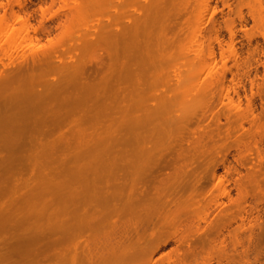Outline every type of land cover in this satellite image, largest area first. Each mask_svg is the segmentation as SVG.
I'll use <instances>...</instances> for the list:
<instances>
[{
	"label": "bare ground",
	"instance_id": "6f19581e",
	"mask_svg": "<svg viewBox=\"0 0 264 264\" xmlns=\"http://www.w3.org/2000/svg\"><path fill=\"white\" fill-rule=\"evenodd\" d=\"M66 1L69 0H64L65 3ZM78 1L79 4L77 2L74 9L70 4L72 10L67 8L69 12L66 11L67 14L64 13L66 18L69 17L67 18V20L69 19L68 21L78 18L77 21L80 22L84 18L83 16L86 15L84 11L86 10L89 16L90 14L88 13L91 12L88 11L94 7L92 6L94 3L91 4L92 7L90 9L88 8L90 5H88L87 8L89 10H87L84 5L80 4L81 0ZM87 1L94 2L93 0ZM87 1H84L85 5L89 4ZM128 1L124 0L122 2L124 5H128L126 6L128 8H124L129 12H132L131 10L134 8H138L137 6H146V4L142 5V0H137L138 2L135 4L137 5L141 2L139 4L142 6L137 5L135 7L134 4V8L132 9L131 7L134 2L133 0ZM149 1V3H153L151 0ZM166 1L168 2L169 0H165V2L164 0H155V6H152L154 3L151 5V8H154L153 10L150 6L148 8L145 7L152 10L151 14L147 10V13L150 15L146 14L145 11L146 16H144L143 12L141 16L142 8H139L141 10L136 9L140 12L138 13L137 11L136 13L134 11L132 13L133 16L135 13L139 14L142 18L152 16V20L149 18V20H133L137 21L136 23L138 24L131 22L132 20L130 21L131 24H128L127 20L123 19L126 14L117 11V7H115L117 12L111 7H107L106 9H109L110 12L106 9L105 11L111 15L109 19L116 21H107L109 19L105 20L107 21L106 23L100 21L101 25L103 22L105 24L109 22L108 26H106H110L109 28H105L103 34H99L100 29L96 34H99L98 36L95 35L92 39L86 37L87 39L78 40L79 44L85 47V51L93 48V50H90L91 52L94 51L95 54L89 50L90 53L88 52V54L91 57L87 55L88 58H92V61L91 59L90 61H88L89 59H85L87 57L84 53H75L71 56L73 43L70 42L68 45H55L45 50L44 53L42 52L43 54L41 53L42 55L40 54L39 57H35L37 55L33 54L34 56L31 55L33 57L31 60L30 58L29 60L28 58H26L27 60L24 58L25 61L20 64L21 61L17 67H12V70L5 71V68L0 71V264H45L51 253L49 252L50 249L56 243L51 241L49 245V237L46 233L47 229L51 228L53 230L52 234L57 235L62 234V232L64 234L68 233V228L70 226L73 227L78 212L76 208L78 201H91L87 195L92 191L91 187L93 183L91 176L92 173H97V168L94 165L98 163L96 161L98 156L108 157V162L111 163L116 161L115 158L118 157H121L123 161L133 158L135 160H131L127 164L128 167L133 164L139 166L140 163L142 164L141 168H151L150 166L147 167L146 164H157L161 158L167 156L166 151L170 149L168 148L169 145L166 146L163 139H153L152 135L155 123L160 119L159 117L157 119V116L165 113L163 110L167 107L169 109L170 105L174 104L177 106L173 102V99L175 100L174 97L178 96V100H182H180L181 102L177 100L181 105L178 103L175 110L179 109V106L183 110L181 108L183 105L185 108L186 106L187 108L190 107L189 109H193L196 106L200 107L201 110L204 108V110L209 111L215 105L213 104L215 101L217 102L216 107L218 105L219 108L222 106L224 112L227 111L226 113L233 115V119L224 116L228 125L232 122L239 123L241 129H244V124H248L250 127L258 126L259 120L254 115L252 101H247L246 108L243 109L242 103L239 100V93L236 90V86L239 84L238 80L245 77V75L249 77V74L241 70V60L234 45L235 29L233 24L228 21L224 22L229 34V41L223 43L222 40H219L220 23L215 18V14L219 8L214 2L215 0H185V2L189 3H186V7L188 8L184 6V0H181L182 2L177 0L179 6H177L175 0H170L172 2L168 3H172V6L176 3V7L175 5L174 7L170 5L173 9L169 7ZM11 2L9 3L8 0L7 3L9 4L7 5L6 3L4 5V2L0 0V13L3 12L0 15V53L3 52L5 56L21 52V50L23 51V45L33 37L32 34V37L30 36L28 30L29 19L32 17L33 12L27 11L26 5L24 7V3L22 2V5L20 0H14V2L12 0ZM101 2L104 3V6H106V2L107 4L114 3L108 0L96 1L95 3H99L100 5V7H98V4L96 6L99 11L102 10ZM115 2L117 1L115 0ZM228 2L226 0V3ZM64 5L65 8L68 6ZM165 5L169 8V12L171 10L173 12L176 9L179 12L182 9V13H187V18L189 15L192 16L190 19L188 18L191 20L189 21L186 15L183 14L185 19L191 22V24L186 21L184 22L185 29L188 28V26L186 27L187 24H190V27L192 24L196 25V28L194 27L195 25L191 27V30L193 27L195 29V34L194 31L193 33L191 32L192 37L190 40L192 44H188L190 41L185 37L186 39H179V42L182 40L185 45L181 42V45L180 43L177 44L179 47L175 46V48L178 47L176 49L177 52L179 51L177 54L180 58H178V55L177 58L175 57L178 61H175L172 57L173 52L169 57L170 50L178 40L176 41L175 39L168 44V39L162 38L165 34V29H163L164 32H161V26L164 24L163 20L167 19V14L165 15L166 17L163 14L168 13V8ZM180 6H183V8H180ZM224 6L225 3H223ZM239 6L246 7L255 22H264V0L245 1ZM164 7L167 9V12L164 10ZM227 7L228 12L233 8L232 6V8L230 6ZM241 7H235L234 11L242 14L243 7ZM61 8L57 13L62 11ZM84 8L85 10H83ZM38 10L44 13L41 6ZM114 11L119 14V17L116 15L118 17H115L116 19L114 18ZM92 12L95 13L96 10ZM129 12L127 16L130 15L131 17L132 15ZM153 13L154 15H152ZM22 14L25 17L21 16ZM59 15H61V12ZM158 16H161L162 19ZM7 17L12 19V21L10 20L11 23H9V20V22L7 21ZM135 17L131 18L137 19ZM130 19H128V22ZM142 20L144 21L142 22ZM155 20L159 22V28L155 26L152 31L151 25L154 22L157 24ZM89 21L90 19L86 22ZM125 21L126 24L123 23ZM91 22L92 24L94 22L96 24V22L99 23V20L94 22L91 20L90 24ZM110 22L113 23L112 25L116 23V26H112ZM148 22H150L149 24H153L149 26ZM17 23H20L21 25L19 26L21 27L17 28ZM98 23L94 26L99 27ZM92 24L90 27L93 28ZM117 24L123 25L121 29L119 28L120 30H116ZM127 24L131 26H128V30H125ZM124 27L125 29H123ZM155 28L157 29L155 30ZM87 30L92 29L88 28ZM154 30L160 32H155ZM205 30L207 34H203ZM95 31L92 30V32ZM157 33H160L159 36L161 35L159 38H157ZM47 34L49 33L47 32ZM154 34L156 37H154ZM189 38L190 35L188 36ZM215 44H218L219 47L220 60L218 62L215 57ZM93 54L95 57H93ZM162 58H165L163 59L164 61ZM169 58L170 61L168 60ZM182 58H184V63L187 66L182 64ZM171 59L175 61V64L173 61L171 62ZM161 60L164 63L166 61L171 62L169 63L171 66L168 64V67H161V64H159ZM164 63L162 64L164 65ZM177 64L178 66L181 65V70H186L184 67L191 68L190 70L193 69V73L187 70V75L184 74L187 72L185 71L183 74L186 76L182 77L184 75L180 73L183 70L179 73ZM182 65L184 66L182 67ZM158 76H160L161 83L159 81L156 83L159 79ZM153 79L155 80L154 82ZM163 84L168 85L169 88L172 87L170 89L176 92L173 99H171L173 104L170 99L168 101L170 97H167L165 92L161 98L167 97L166 101L169 106L163 109V105L166 103L161 106L162 101H159L160 98L158 99L160 103H156L157 107L152 109L153 106H148V100L150 99L145 100L144 94L150 92L147 94L152 96L154 94V97L157 98L160 90L159 93L156 91H158L159 85ZM152 88L153 90L157 88L155 90L157 96L155 93H151L150 89ZM170 89L168 90L169 92L171 91ZM231 90L238 96L237 99L230 95ZM162 91H165V89L163 90L162 88ZM171 94L168 93V95ZM151 100L154 102L152 105H155L154 100L157 101V99ZM158 106L162 107L163 110L161 109L162 111H160ZM219 108L217 107V114H219L217 112ZM175 110H171L170 108L169 111H172V114L170 115L169 113V116L179 119L178 111ZM199 110L195 108L193 113ZM174 111L177 114L173 113ZM181 113L179 117L184 116V110ZM175 115H178L177 118ZM201 115L205 119V112L201 113ZM201 115L196 117V112L194 115L196 119L199 118V122ZM186 116L190 120L188 117L187 120ZM218 116L220 117L221 115L219 114ZM172 117L169 118L172 119ZM184 117L181 120L179 119L180 121L177 125H174L176 128L178 125L179 127L180 125L189 126L193 118L188 113H185ZM228 117L231 116L228 115ZM201 118L203 120V117ZM205 120L203 121L206 122ZM215 120L219 126L221 119L217 118ZM231 120L233 121L231 122ZM152 124H154L152 126L153 129L152 127L150 128ZM160 124L156 125V128H159ZM173 135V126H170L165 131L164 137L171 140L172 137L175 138L176 136V134ZM29 168L30 170H28ZM259 168L256 166L253 169L252 177H257L261 173L262 170ZM152 170L153 168L144 170L142 173L151 171L149 172L150 176H153ZM26 175H29V177ZM140 177L141 179L144 178ZM213 177H216L215 171H213ZM74 178H77L80 183L76 185ZM143 183H145V178L143 181H134L133 186L136 188L139 184ZM118 186L110 185L103 188L102 191L97 192L99 193L98 198L103 201V208L96 212V214L100 213L102 215L109 210L117 214L122 210L121 208L125 204H119L116 192L109 191L112 187L115 189ZM118 190H120V187L116 191ZM148 196L141 188H137L136 193H133L135 199H128V201L130 204H133L132 201H135L136 209L139 211L150 209L152 215L148 214V217L140 219L137 225L142 232H149L150 235H154V230L160 229L158 227L160 223L158 222L164 219H160V217L159 220L154 213L156 215L159 214L158 212L164 206L169 207L174 202L166 201L164 198L162 200L160 197L154 203L158 208L154 207V205L150 207L147 203L149 201ZM109 199L112 201H108ZM235 207L237 208L236 218L239 224L238 229L240 230L244 225L243 218L246 211H244L240 202H237ZM251 212L253 214L254 226L260 228L264 210L261 211L259 209L258 201H254ZM87 214L89 215L90 212H87ZM154 217L158 220H154ZM89 218H91L90 215ZM225 220V218H222L217 222V231H223ZM162 223H165L164 220ZM133 224L135 225V223ZM241 236H243L242 233ZM254 237L255 233L251 230L249 242H252ZM237 239L240 240V231L238 232ZM160 250L161 246L159 243H154L147 249L143 247L140 239H137L136 241H131L128 245L125 243V245L111 247L102 254L90 255L84 264H152L155 254Z\"/></svg>",
	"mask_w": 264,
	"mask_h": 264
},
{
	"label": "rangeland",
	"instance_id": "374dc122",
	"mask_svg": "<svg viewBox=\"0 0 264 264\" xmlns=\"http://www.w3.org/2000/svg\"><path fill=\"white\" fill-rule=\"evenodd\" d=\"M1 1L4 2V5L8 2V0ZM11 1L12 0H9V3ZM20 1L22 5L24 3V7L26 5L25 8L28 9L27 11L33 12L32 17L29 19L28 30L30 36L32 34L34 38L31 36L33 39L31 38L26 41V43L23 45L24 49L21 48L23 49V51L21 50V52H15L14 54L12 53L11 55H6L7 57L3 52L0 53V56H5H3L4 58L2 56L0 57V62H2L0 63V71L5 68V71L12 70V67H17L21 61L22 62L20 64H22L23 61L27 60L26 58H28V60L30 58L31 60V58H33L31 55L33 54L37 55L35 57H39L42 52L44 53L45 50L52 48L55 45H68L70 44V42L73 43L71 56L75 53H84L86 57L87 55L90 56L88 52L91 48L85 51V47L80 45L78 40L87 39L86 37L92 39L100 29L101 31L99 32V34L101 35V33L103 34V32L105 31V28L110 27H107V24L109 22L105 24L107 21H113V19H109V16L111 15L105 11L107 7H111L115 11V7H117V11H120L122 14H126V18H124L125 16L119 12L122 16H124L123 19L127 20L128 24H131V20V22L133 23L137 22L133 20H145L148 18L152 20V16H149L147 18H142L141 16L145 11V13L148 14L147 10L148 12L150 11L149 13L151 14L152 10L154 9L153 7L155 6V0H151V2L154 3H152L153 5L149 3V0H146L147 2L145 0H142V5L146 4V6H143L144 8H148L149 6L151 8V5L153 6L151 8L152 10L146 8L145 10L143 7L137 6L141 5L139 4L141 2L136 5L135 3H137L138 1L136 0L135 2V0H133L134 3L132 4L131 8L133 9V6L135 4V7H138L136 9L142 8L143 10L142 11L141 9H139L141 10L140 16L139 14H136L138 10H136L135 8L131 10L132 12L127 11L126 8L128 7L126 6L128 5H124V3L122 2L124 0H122L121 3L120 0H116L117 2H115V0H108L115 3H108L109 6L107 2L105 3L106 6H104V3L101 2L100 4L102 12L97 9L98 7H100L99 3H97L98 7H96L97 4L95 3L96 1L98 2L100 0H93L94 2L84 0L89 2V4L86 3L87 5H85V2L81 0L80 4L84 5L87 10H89L92 6L94 7L91 8L92 10L90 9L88 11L91 12L88 13L91 16L87 15V11L84 8L83 10H85L84 12L86 13V15L83 13V15L85 16H83V19L82 17H80V19L82 20L79 19V22L77 21L78 18H73V20L68 21L69 19L67 20V18L69 17L66 18V16H64L65 14H67V12H69L67 8H69V10H72L71 7H73L74 9L75 4L77 5V2L79 4L78 0H69L66 1V3L64 2V0ZM82 1L84 4L81 3ZM175 1L176 3L178 2L177 0ZM228 1V3H226V0L225 2L224 0L214 1L219 8L217 13L215 14L216 20L221 24V26L219 24V40H222L223 43L229 41V34L227 32V29L225 28L224 22L228 21L232 23L235 29L234 45L241 60V70L248 72L249 74V77H246L247 75H245V77H242L240 80H238L239 84H237L236 90L239 93V100L242 103L243 109L246 108L247 101H252L254 115L259 120L258 126L250 127L248 124H244V129H241L239 123L232 122L233 120H231L232 123L228 125L225 120L226 117L224 116L233 119V115L226 113L227 111L224 112L222 106L219 108L218 105L217 107L219 108V111L217 112L221 115L219 117V114L216 113V110H218L216 107L217 102L214 101L213 104L215 105H213V107L215 106L214 108L216 109L212 107L213 110L211 108L209 111L204 110V108H202L201 110L200 107L196 106L193 109H189L190 107L187 108L186 106L185 108L182 105L181 108L184 110V112L188 113V115L190 114L191 118L193 119L191 120V123H189V126L180 125L179 127L178 125L176 128L174 125H177L181 118L185 116V113H183L184 116L179 117L181 116V112L183 111L180 109V106L179 109L175 110V108H177L178 106V103L182 100H178V96L174 97V93L176 92H174L173 89L171 90L170 88L172 87L169 88L166 84L159 85V89L156 92L159 93L160 90V96H157L155 93V90L157 88H155V90H153V88L150 89L151 93H155L157 98L154 97V94L152 96L147 94L150 92H147L146 94H144V99H157V101L154 100L155 105H152L154 104L153 100H148V106H153L152 109L154 107H157L156 103H158L159 101H162L160 104L161 106L166 103V106L163 105V109L169 106L167 104L168 102L166 101L167 97H170L168 98V101L169 99L171 101V99H173L174 97L175 100L173 99V102L177 105L175 106L171 101L173 105H170L169 107L171 108V110L178 111L177 113L179 116H175L176 118L178 116L180 120L169 116V113L170 115L172 114V111H169L170 108L168 109L167 107L165 110H163L162 107L160 108V106H158L160 111L163 110V112L165 111V113L162 114L161 112L162 115L157 116V119L159 117L161 120L159 119V121L155 123V126L154 124L150 125V128L154 126V133L152 135L154 137L153 139H163L165 145H169L168 148L170 149H168V151L165 150L167 156L161 158L157 164H146L147 167L150 166L151 168H153V176H150L151 174L149 172L151 171L142 173V171L149 170L151 168H141L142 164L140 163L139 166H135V164H133L128 167L127 164H129L131 160H135L133 158H128L127 160L125 159V161H123L121 157H118L115 158L116 161H113V163H111L108 162V157L102 155L98 156L96 158V161H98V163L94 165V167L97 168V173L95 172L92 173V176L90 175L93 184L91 187L92 191L91 193H88L87 197L89 198V200L91 199V201H78V205L76 206L78 212L75 218V223H73V227L70 226L71 228H68V233L64 234V232H62V234L57 235L52 234L53 230L51 228L47 229L46 233L49 237V245L51 244V241L56 243L54 246H52V249H50L49 252L51 253L49 254V258L45 262V264H77L79 262H82L84 264L85 261L88 260L90 255L102 254L109 250L111 247H116L117 245H125V243H127L128 245V243H130L131 241H136L137 239H140L143 247L147 249H149L154 243L160 244L161 250L157 254H155L152 264H264V215L261 227L258 228L257 226H254L253 214L251 212L254 201H258V207L259 209H261V211L264 210V22H255L244 6H242V14H240V12L238 13L237 11H234L236 8H240L241 6L239 5H242L243 2L251 0ZM126 2L129 1L126 0ZM168 2L170 3L172 1L169 0ZM168 2L166 1V3ZM181 2L180 4L183 5ZM183 2H185V0ZM9 3H7V5ZM93 3L94 5L91 6V4ZM169 3V7L170 5L172 6V3ZM176 3H174V5ZM178 3L177 6H179ZM186 3L187 1L185 2V7ZM223 3H225L224 7ZM64 4L68 6H66L65 8ZM88 5L90 6L88 7ZM174 5L172 7H174ZM226 5L230 7L232 6L234 9L231 7L232 9H230L229 13L228 7ZM40 6L44 10V13L39 12L40 10L38 9ZM62 6L64 7L63 10ZM165 7H167V5H165ZM181 7L183 8V6H180V8ZM60 8L63 11V13L62 11H60L61 15H59L60 12L57 13ZM16 9L17 8L15 7V10ZM95 10L96 12L93 13L92 11ZM106 10L109 11V9ZM123 10L127 13L122 12ZM164 10L167 12L166 8ZM181 10L177 12L178 10L176 9L173 10V12L172 10L171 12H169L170 10L168 8V13L164 12L165 14H163L164 17H166L165 15L167 14V19L163 20L164 24L162 26L160 24L161 32H164L163 29H165V34H162V38L165 37V39H168V44L173 42L175 39L176 41L178 40L177 42L175 41L176 44L170 50L169 57L173 52L172 57L174 59L175 57L177 58L179 56L177 54L179 53V51L177 52L176 50L179 47V45L177 44L180 43L181 45L183 43V45H185L182 40V43L179 42V39L187 37V40L190 41V43L188 44H192L190 40L192 37L191 34L193 33V31L195 34V29L193 28H196V25L192 24L193 26H195L191 30L192 25L191 27L189 26L191 24V22H189L191 20L189 19L192 16L189 15L188 19L187 13H182L183 11ZM115 11L113 12L115 13L114 18H118L119 14H117V11ZM134 11H136V13L133 16L132 13H134ZM128 12L131 13V17L133 18L136 15L135 18L137 19L131 18L130 15L127 16ZM139 12L140 11H138V13ZM153 12L155 13V11ZM145 13L144 16H146ZM154 13L152 15H154ZM2 14L3 12L0 13V15ZM172 14L173 16H171ZM183 14L186 15V18L189 21L185 19V16H183ZM21 16L25 17L24 14H22ZM9 17H7V21H12V19H9ZM85 17L87 20L85 19ZM90 17L93 18L91 19ZM159 18L162 19L161 16ZM89 19L90 21L93 20V22L99 20V23L100 21H104L105 23L103 22L101 25V23L99 24L98 22H96V24L95 22L94 24H92L91 22L93 26L92 28L90 27V21L86 22ZM106 19L109 20L105 21ZM128 19H130L129 22ZM83 20H85L84 23ZM144 20H142V22ZM11 21L9 23H11ZM185 21L190 23L189 25L186 23V27L188 26V28L186 29L188 30H186L185 25H183ZM150 22H148L149 26L153 24H149ZM156 22L157 24L154 22V24L151 25L152 31L155 26H158L159 28V22ZM192 22L194 23L193 20ZM97 23L98 26L100 25L104 27L102 28L100 26H94L97 25ZM123 23L126 24V21ZM110 24L112 25L113 23L110 22ZM115 24L116 23H114V25ZM128 24L126 25V29L125 27L123 29L128 30L127 27L131 26ZM19 25L21 24L17 23L16 27H21ZM118 26L116 30L119 28L121 29L123 25L119 24ZM86 28H91L93 31L97 29L98 31L96 30L95 33L92 32V30H87ZM156 29L157 28H155V30ZM47 32L49 34H47ZM155 32L160 31L157 30ZM203 32V34H207L206 30ZM157 34V38H159L161 35L159 36L160 33ZM189 35L190 38L188 39ZM154 37H156L155 34ZM185 42L187 43V41ZM175 46L178 47L175 48ZM91 50H93V48ZM214 51L217 53H215V57L216 61L218 62V60H220L218 53V44L214 45ZM91 53H94V51ZM90 57H87L85 59H89L88 61H90L91 59L92 61V58ZM93 57H95V55ZM178 58H180V56ZM163 59L165 58H162V60ZM183 59L184 58H182V64L187 66L184 63ZM168 60L170 61V58ZM172 61L173 60L171 59V62ZM175 61H178V59H175ZM175 61H173V63ZM161 62L159 63L161 64V67H168V64L171 63L168 61H166L168 63L162 62L164 63L163 65ZM184 65H182V67ZM176 66H178V64ZM180 66H178L179 73L183 70H181ZM184 69L186 70H183L180 74L187 75L188 71L192 72L193 70H190L191 68L188 69V67H184ZM185 71L187 72L184 73ZM186 75L182 77H185ZM158 77L159 79L156 81V83H158V81L161 83L160 76ZM228 78L230 79L229 75ZM154 81L155 80L153 79V82ZM156 87H158V85H156ZM162 88L163 90L165 89V91H162ZM169 89L173 92V96L171 94V91H168ZM167 91L171 95H168ZM163 93H165V95L167 94V97L164 96V99L161 98L163 97ZM230 95L235 99L238 98L233 90L230 91ZM158 99L160 100L158 101ZM150 102L152 103L150 104ZM179 105L181 104L179 103ZM195 108L201 110L195 111L197 115L196 117H199L201 113L205 112L206 120L204 119V116L201 115V117H203V120H205L206 122H204L201 117L200 122L198 120L199 118L196 119V117L194 116L195 112L193 113ZM175 111L173 113L177 114ZM228 115L231 117H228ZM169 117H172V119H170ZM187 117L188 116H186V119ZM217 118L221 119V124L219 126L216 124L217 122L215 119ZM159 123H161L159 128H156V125H158ZM170 126H173V133L174 135L176 134V136L175 138L172 137L171 140H168V138L164 136L165 131ZM91 165L93 167L92 163ZM256 166L258 168L260 167L262 171L260 174H258L257 177H252L253 169ZM94 167L93 169L95 170ZM227 169H229L228 172H226ZM28 170H30V168ZM213 171H215L216 177H213ZM26 176L29 177V175ZM140 176L145 178V183H143L145 185L139 184V186L134 188V181L144 180V178L141 179ZM74 180L76 181V185L80 183L77 178H74ZM110 185L118 186V188L120 187V190L118 191H116L118 188L114 189L113 187L109 191L116 192V195L119 199V201L117 202L121 205L125 204V206L122 207V210L117 214L112 213V211L110 210L102 215L100 213V215L96 214V212L100 211L103 208V201L98 198L99 193L97 192L102 191L103 188H106ZM137 188H141L142 191L149 195V201H147V203L150 207H152L156 200L160 197L162 198V200L164 198V200L166 201L174 202L169 207L164 206L163 209L158 212L159 214L156 215V213H154V215L157 216L158 219L160 217V219L164 218L163 220L165 222L162 223L163 220L158 222L160 223V225H158L160 229L157 228V231L155 229L154 235H150L149 232H142L137 225L140 219L148 217V214L152 215L150 213V209H148L147 211H139L138 209H136L135 201H132L133 204H130L128 201V199H135V197H133V193H136ZM108 201L112 200L109 199ZM237 202H240L242 208L244 209V211H246L243 218L244 225L240 230L238 229L239 224L236 218L237 208L235 207V204ZM128 205H130V207H128ZM154 207L158 208L157 205H154ZM154 209L152 210V213ZM157 211L159 210L157 209ZM87 212H90L89 215L91 218H89ZM85 216L87 219L85 218ZM222 218L226 219L224 224L225 228L223 229V231L219 232L216 230V224ZM158 219L154 217V220L157 221ZM133 223H135V225ZM161 223L163 224V226H161ZM251 230L255 233V237L252 242H249V234L251 233ZM239 231L240 240L237 239ZM241 233L243 234V236H241Z\"/></svg>",
	"mask_w": 264,
	"mask_h": 264
}]
</instances>
